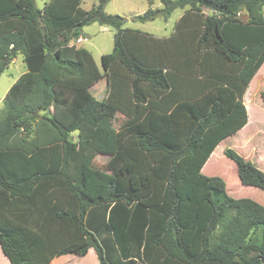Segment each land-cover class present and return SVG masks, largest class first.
Returning a JSON list of instances; mask_svg holds the SVG:
<instances>
[{"label": "trees", "instance_id": "1", "mask_svg": "<svg viewBox=\"0 0 264 264\" xmlns=\"http://www.w3.org/2000/svg\"><path fill=\"white\" fill-rule=\"evenodd\" d=\"M162 1L135 19L184 10L168 38L125 28L105 12L110 0L90 10L82 0L42 9L0 0V77L19 55L27 68L0 111V246L10 264L91 249L100 264H264V206L201 173L247 124L264 0ZM92 24L116 30L102 70L71 45ZM103 78L98 100L90 89ZM99 155L109 156L105 169ZM225 156L242 185L264 191L262 170L231 148Z\"/></svg>", "mask_w": 264, "mask_h": 264}, {"label": "rangeland", "instance_id": "2", "mask_svg": "<svg viewBox=\"0 0 264 264\" xmlns=\"http://www.w3.org/2000/svg\"><path fill=\"white\" fill-rule=\"evenodd\" d=\"M50 0H35L38 8L42 9ZM98 3V0H82L81 8L84 10H90ZM164 3L162 0H110L106 5L105 12L110 15H119L125 18V28L138 30L142 33L154 36L156 38H168L171 37L176 30V23L182 16L183 10L176 9L169 20L165 22L162 17H158L154 21H149L141 23L137 21L136 16L143 15L148 9H163ZM264 11V10H263ZM208 11L206 10V13ZM240 18L247 20L244 17V13L240 15ZM83 35L87 41L83 42L81 46L89 50L93 54V58L97 65L102 70L101 57L105 54L112 53L114 49V39L116 35V30L108 26H100L99 24H92L87 26L83 30ZM26 72V65L23 61V56L19 55L8 65V68L0 77V111L3 109V99L17 79ZM108 85L106 78L99 81L92 89V94L98 99L103 100L107 96ZM247 102H250L251 113L253 115V120L256 122L264 123V103L260 95L254 93L250 90L246 93ZM250 100V101H248ZM116 121L114 123L115 128H119L123 117L120 114L116 115ZM220 147L213 160V164L219 162V159H223L219 164V169L217 173H211L212 169L206 170L204 173L207 176H217L222 178L227 186L228 194L235 198H247L252 199L264 206V191L259 190L254 187H247L241 184L238 175L236 165L225 159L224 150L228 146L234 149L236 152L245 157L246 160L250 161L258 169L263 170L261 164H256L254 160L252 144H247L243 140H239L238 137L234 136L227 141L220 143ZM262 146H264V139L262 141ZM264 149V148H263ZM224 156V157H223ZM251 157V158H250ZM108 157L100 155L96 159L95 165L97 167L105 169ZM91 257L88 259L93 261V257L96 255L93 249L90 250ZM4 257V255H2ZM0 264H9L7 259H1Z\"/></svg>", "mask_w": 264, "mask_h": 264}, {"label": "crops", "instance_id": "3", "mask_svg": "<svg viewBox=\"0 0 264 264\" xmlns=\"http://www.w3.org/2000/svg\"><path fill=\"white\" fill-rule=\"evenodd\" d=\"M184 14V10H183V13L182 15ZM247 17V16H246ZM181 18V17H180ZM179 18V19H180ZM84 30V29H83ZM80 38H85L84 35H83V31H82V35L80 36ZM86 39V38H85ZM87 41V40H86ZM85 42V41H84ZM83 43V42H82ZM82 43H77V41H72L71 42V45H76L77 47H83L81 46ZM89 51V50H88ZM92 54V53H91ZM93 56V54H92ZM16 59V58H15ZM15 59L13 61H15ZM12 61V62H13ZM11 62V63H12ZM8 68V67H7ZM6 68V69H7ZM26 71H27V68H26ZM4 73V72H3ZM2 73V74H3ZM26 73V72H24ZM23 73V74H24ZM22 74V75H23ZM19 79V78H18ZM17 79V80H18ZM104 79V78H103ZM102 80V79H101ZM100 80V81H101ZM97 84V83H96ZM95 84V85H96ZM94 85V86H95ZM108 85V84H107ZM92 86L91 89L94 87ZM12 87V86H11ZM11 87H9L8 89H10ZM90 89V91H91ZM254 91L255 94L257 95H260L261 96V99H262V93L264 92V63L262 64V66L259 68V70L257 71V73L254 75V77L252 78L245 94H244V97H243V102H244V105L246 107V112H247V117H248V121H247V124L242 128L240 129L239 131H237L234 135H231L227 138H225L224 140H222L220 143H223L225 141H227L228 139H230L231 137H238L239 140H243L245 143L247 144H252V149H253V156H254V160H256V164H261V166H263V170H264V146H262V141L264 139V123H260V122H256L253 120V115L252 113L250 112L251 111V106H250V102H247V95L246 93L248 91ZM9 91V90H8ZM7 91V92H8ZM92 93V92H91ZM7 94V93H6ZM107 94H108V91H107ZM6 96V95H5ZM5 98V97H4ZM96 98V97H95ZM105 98V97H104ZM97 99V98H96ZM4 100V99H3ZM250 101V100H248ZM263 101V99H262ZM264 103V101H263ZM121 115V114H120ZM122 116V115H121ZM117 117V116H116ZM123 117V116H122ZM125 121V118L123 117V120L121 122L124 123ZM120 124V125H121ZM115 127V126H114ZM118 129V128H116ZM220 143L218 144V146L215 148V150L212 152V154L210 155L209 159L207 160V162L204 164V166L202 167V170H201V173L203 175H205L204 173L206 172L207 169H209V167H211L210 169H212V163H211V166L207 167L206 164L208 163V161H211V160H214V158L216 157V154L218 152V149L219 147L221 146ZM229 148L228 146L226 147V149ZM225 149V150H226ZM217 150L216 154H215V151ZM225 150H224V155H225ZM234 150V149H233ZM238 153V152H237ZM241 155V154H240ZM100 156V155H99ZM98 156V157H99ZM242 156V155H241ZM108 159H109V156H107ZM224 157V156H223ZM243 157V156H242ZM245 158V157H244ZM251 158V157H250ZM225 159L227 160H230L228 159L226 156H225ZM223 159H219V162H216L213 164V168H218L219 169V164L220 162L222 161ZM231 161V160H230ZM108 162V161H107ZM234 163V162H233ZM235 164V163H234ZM206 166V167H205ZM215 166V167H214ZM256 167V166H255ZM237 168V167H236ZM218 169H212V172L211 173H217L216 171H218ZM238 175V174H237ZM207 176V175H205ZM207 177H217V176H207ZM220 178V177H219ZM242 184V183H241ZM248 187V186H247ZM226 189H227V186H226ZM260 190V189H259ZM228 193V192H227ZM235 199V198H234ZM242 199V198H241ZM262 205V204H261ZM91 252L89 251L88 254L84 257H78L76 255H64V256H60V257H57L55 258L51 264H100L99 263V260H98V257L97 255H95L93 257V261H90L88 260L90 257H91ZM4 255L3 252H2V249H1V246H0V263L2 262L1 259H7L4 255V257L2 256ZM8 260V259H7ZM6 261V260H5ZM9 261V260H8ZM9 264H10V261H9Z\"/></svg>", "mask_w": 264, "mask_h": 264}, {"label": "built area", "instance_id": "4", "mask_svg": "<svg viewBox=\"0 0 264 264\" xmlns=\"http://www.w3.org/2000/svg\"><path fill=\"white\" fill-rule=\"evenodd\" d=\"M87 39H83V38H79L78 40H77V43H82V42H84V41H86Z\"/></svg>", "mask_w": 264, "mask_h": 264}]
</instances>
